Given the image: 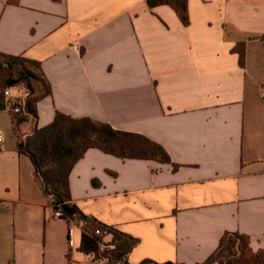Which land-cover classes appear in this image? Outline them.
<instances>
[{"label":"crops","instance_id":"obj_1","mask_svg":"<svg viewBox=\"0 0 264 264\" xmlns=\"http://www.w3.org/2000/svg\"><path fill=\"white\" fill-rule=\"evenodd\" d=\"M187 1L188 25L147 0H0V53L40 62L52 87L36 121L0 111V264H112L81 252L19 150L57 112L171 159L93 148L70 173L73 204L139 240L129 264L202 263L227 233L264 249V0Z\"/></svg>","mask_w":264,"mask_h":264},{"label":"trees","instance_id":"obj_2","mask_svg":"<svg viewBox=\"0 0 264 264\" xmlns=\"http://www.w3.org/2000/svg\"><path fill=\"white\" fill-rule=\"evenodd\" d=\"M147 4L150 9L168 5L177 12L183 24H189L187 0H147ZM239 49L241 62H244V51ZM13 86H20L28 93L25 113L14 115L18 129L27 121L38 119L37 105L52 94V87L40 62L0 53V111L5 110V90ZM93 148L123 159L171 162L165 149L145 136L116 130L108 123L88 117L74 118L61 112H57L50 125L34 128L32 134L19 143L20 152L31 157L46 196L53 199V210H60L62 219L67 222L75 219L89 221V234H82L81 252L112 264H129L128 256L139 240L87 217L72 202L70 173L85 153ZM98 228H107L113 234L110 242H105L104 236L95 234ZM140 264L177 263L144 260ZM198 264H264V249L254 252L248 236L227 233L216 251L205 262Z\"/></svg>","mask_w":264,"mask_h":264},{"label":"built area","instance_id":"obj_3","mask_svg":"<svg viewBox=\"0 0 264 264\" xmlns=\"http://www.w3.org/2000/svg\"><path fill=\"white\" fill-rule=\"evenodd\" d=\"M28 98V93L20 86H13L5 90V110L10 112L13 116L21 113H25L26 101ZM263 100H264V91H263ZM4 142V138L0 135V154L2 153L1 145ZM51 203L53 199L50 198ZM55 218L62 219V213L60 210L54 211ZM69 224H77L81 230L82 234H89V221L87 220H72ZM96 235L104 236V238H112L113 234L106 228H98L95 231ZM106 242V241H105ZM95 259V255H92ZM107 261V260H104ZM117 264H122V262H118Z\"/></svg>","mask_w":264,"mask_h":264},{"label":"rangeland","instance_id":"obj_4","mask_svg":"<svg viewBox=\"0 0 264 264\" xmlns=\"http://www.w3.org/2000/svg\"><path fill=\"white\" fill-rule=\"evenodd\" d=\"M26 140V139H25Z\"/></svg>","mask_w":264,"mask_h":264}]
</instances>
